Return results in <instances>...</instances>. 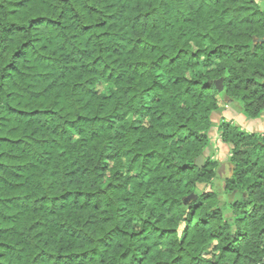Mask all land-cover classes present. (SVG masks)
I'll use <instances>...</instances> for the list:
<instances>
[{"label":"trees","instance_id":"obj_1","mask_svg":"<svg viewBox=\"0 0 264 264\" xmlns=\"http://www.w3.org/2000/svg\"><path fill=\"white\" fill-rule=\"evenodd\" d=\"M224 99L264 111V0H0V264H264Z\"/></svg>","mask_w":264,"mask_h":264},{"label":"rangeland","instance_id":"obj_2","mask_svg":"<svg viewBox=\"0 0 264 264\" xmlns=\"http://www.w3.org/2000/svg\"><path fill=\"white\" fill-rule=\"evenodd\" d=\"M100 87L101 85H98V88ZM220 105L221 108L212 114L213 127L210 133L212 148L203 147L202 149L209 153L210 157L220 160L218 171L220 173V177L225 178L228 175V163L226 158L230 155V150L228 149V146H224L219 140V136L217 134L218 124L224 120L228 123L230 122L231 125L235 124L239 126V128L246 134L264 133V111L256 117H250L241 111L238 102H234L232 104L230 99H224ZM205 160L206 159L203 157V162Z\"/></svg>","mask_w":264,"mask_h":264},{"label":"water","instance_id":"obj_3","mask_svg":"<svg viewBox=\"0 0 264 264\" xmlns=\"http://www.w3.org/2000/svg\"><path fill=\"white\" fill-rule=\"evenodd\" d=\"M195 164L198 166V167H202V165H203V156L202 155H200V156H198L197 158H196V160H195ZM196 196L197 195H194L193 193H191L190 195H188L187 197H185L184 198V202H187V201H189L190 199H192V198H196Z\"/></svg>","mask_w":264,"mask_h":264}]
</instances>
